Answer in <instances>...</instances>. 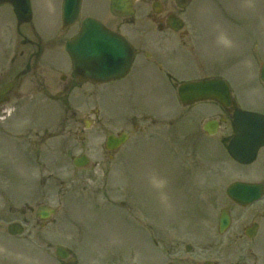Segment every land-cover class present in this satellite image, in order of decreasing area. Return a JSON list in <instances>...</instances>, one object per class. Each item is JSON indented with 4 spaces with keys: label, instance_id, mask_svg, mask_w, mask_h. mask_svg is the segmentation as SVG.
<instances>
[{
    "label": "rangeland",
    "instance_id": "rangeland-1",
    "mask_svg": "<svg viewBox=\"0 0 264 264\" xmlns=\"http://www.w3.org/2000/svg\"><path fill=\"white\" fill-rule=\"evenodd\" d=\"M84 1L87 9L99 5V18L107 26L133 28L134 35L146 32L169 52L172 42L178 44L170 53L177 79L172 86L137 69L107 84L81 85L70 94L72 107L65 111L55 106L57 122H51L50 105L31 106L0 121V179L15 201L26 205L31 223L20 237L0 231V264H57V246L71 250L75 264L155 263L162 258L169 224L192 233L196 241L213 237L221 209L231 204L226 186L264 172V149L248 166L228 156L221 140L231 130L228 122L213 136L204 132L207 120L223 115L221 107L209 101L184 106L177 96L182 80L220 76L230 84L240 107L264 112V0H191L185 9L166 0L185 20L184 48L174 40V32L157 29L149 2L137 3L136 25L129 27L125 19L112 15L111 0ZM31 5L35 16L22 31L34 29L45 51L70 65L66 37H52L59 25V0H31ZM16 23L11 6L0 4V78L13 56L31 49L18 44L15 34L8 37V27L13 30ZM21 61L25 59L15 61L14 71ZM90 108L99 112L96 117L90 114L93 121L85 125ZM29 115L40 132L37 144L30 143L31 138H16L20 130H27ZM122 131L129 133V141L108 151L106 136ZM48 133L51 137L45 139ZM80 154H87L88 165L75 166ZM154 179L162 186L156 187ZM40 205L57 212L36 224ZM206 220L214 226L210 233Z\"/></svg>",
    "mask_w": 264,
    "mask_h": 264
},
{
    "label": "flooded vegetation",
    "instance_id": "flooded-vegetation-1",
    "mask_svg": "<svg viewBox=\"0 0 264 264\" xmlns=\"http://www.w3.org/2000/svg\"><path fill=\"white\" fill-rule=\"evenodd\" d=\"M142 1L144 2V0ZM165 1L161 5L160 13L155 12L153 6L149 13L151 21L155 23V26L161 32L172 30L169 27L168 19L170 16L177 15L174 6ZM82 3L80 18L73 23H66L63 19V0L60 1L58 11L61 18L57 30L52 34L55 40H63L66 37L65 42H67L72 39L79 32L82 21L86 17L101 20L99 14L95 11L85 13V1ZM54 10L56 11L57 7ZM34 13L32 8V18L26 23L32 24ZM128 22L130 24L134 22V19H128ZM26 23L17 24L16 30L18 36L21 37V43L31 49L28 52L20 51L18 56H13L11 58L12 65L4 72L3 79L2 77L0 78V87L14 82L12 89L7 94L6 101L0 105V121L15 115L19 110H25L31 106H58L67 111V108L71 106L70 94L83 84L80 79L73 76L71 61L70 65H67L57 59L52 53L45 51L44 40L40 34L34 29L28 30V34L22 31V26ZM129 27L133 26L130 25ZM113 30L124 34L133 46L135 56L130 73L139 69L153 73L158 82L167 80L173 83L175 78L171 67L175 60L170 55L173 51L172 49L170 52L167 51L160 42L151 40L154 37L149 38L146 32L142 34V32L137 31L135 32L136 35H134L133 28H129V31H121L115 28ZM185 33L181 37H184ZM173 44L172 42V47ZM19 58L25 59V61H21V67L14 71L13 64ZM53 89L56 92H52ZM41 95L45 96V98H40L39 96ZM222 111L231 129L221 138L227 146L236 134L233 119L234 108L233 106L229 108L223 107ZM95 112V109L90 108L85 115L88 117L91 114L96 117L97 114ZM76 116V113L72 114L73 118ZM29 117L28 120L31 121L26 126L27 130H20L16 138H31L29 142L37 144L40 132L36 130L37 125L34 118H31L30 115ZM82 119V117H79L78 121L81 122L83 121ZM85 124H88V122L85 121ZM68 133H73L72 129ZM47 136L45 139L50 138L51 134L48 133ZM247 181L264 186V172L258 178ZM226 196L231 204L225 206L229 216V224L225 232H219L218 219L215 235L205 241H202L201 238L196 241L192 233L186 234L184 229L169 224L165 228L163 242L161 243L162 258L160 261L149 264H264V194L259 199L245 205L236 202L227 194ZM28 209L32 210L31 208ZM27 212L26 205L20 206L8 193L5 181L0 179V231L7 230L8 235L13 238L22 236V234H10L8 232L9 224L13 222L28 224ZM9 213L12 215L11 218ZM40 222L37 219L36 224H40ZM206 226V230L209 233L210 229H214V226L208 220H206ZM70 254L67 260L58 259L57 264H75L72 259L74 258L73 252H70Z\"/></svg>",
    "mask_w": 264,
    "mask_h": 264
},
{
    "label": "water",
    "instance_id": "water-1",
    "mask_svg": "<svg viewBox=\"0 0 264 264\" xmlns=\"http://www.w3.org/2000/svg\"><path fill=\"white\" fill-rule=\"evenodd\" d=\"M189 1L176 0L180 7H185ZM5 2L13 5L20 22L30 18L29 0H0V4ZM80 2L81 0H65V19L74 21L78 17ZM134 2L135 0H112L111 11L118 16H131L135 12ZM170 25L175 30H179L184 22L180 18H173ZM66 49L73 61L74 75L83 81L108 82L118 79L127 74L133 60V49L128 40L92 19L84 21L80 33L67 44ZM261 79L264 81V64L261 69ZM10 88L11 84L0 89V103L5 100V95ZM178 94L184 104L208 99L216 100L226 107L232 104L230 86L222 78L185 82L178 87ZM235 121L239 133L229 145V153L239 162L250 164L255 160L259 148L264 145V114L237 109ZM204 129L209 134H215L219 129V122H207ZM127 139L126 133H122L119 137L110 135L107 142L108 148L117 149ZM87 162L86 156L76 159V164L79 166ZM262 192L263 187L260 185H247L240 182L234 183L229 188V193L240 201H243L242 196L249 194L255 197ZM55 213L54 208L40 206L37 216L45 220ZM221 223L222 227L228 223L227 215L222 216ZM22 231L23 227L17 224L10 226L12 234H19ZM56 255L65 259L69 256V251L63 246H58Z\"/></svg>",
    "mask_w": 264,
    "mask_h": 264
},
{
    "label": "clouds",
    "instance_id": "clouds-1",
    "mask_svg": "<svg viewBox=\"0 0 264 264\" xmlns=\"http://www.w3.org/2000/svg\"><path fill=\"white\" fill-rule=\"evenodd\" d=\"M225 43H227V41L225 40L224 41ZM153 183L156 187H161L162 186V181H158V180H153Z\"/></svg>",
    "mask_w": 264,
    "mask_h": 264
}]
</instances>
